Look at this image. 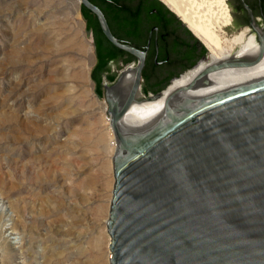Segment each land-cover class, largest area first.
I'll return each instance as SVG.
<instances>
[{
    "label": "water",
    "instance_id": "1",
    "mask_svg": "<svg viewBox=\"0 0 264 264\" xmlns=\"http://www.w3.org/2000/svg\"><path fill=\"white\" fill-rule=\"evenodd\" d=\"M82 5L113 44L138 56V65L111 64L97 94L105 96L118 142L107 221L110 264H264V75L199 96L184 95L186 84L145 122L121 124L133 101L157 98L183 72L143 95L147 47L120 43L102 11L89 0ZM258 33L259 53L217 61L193 80L255 62L264 51ZM204 48L194 65L206 58Z\"/></svg>",
    "mask_w": 264,
    "mask_h": 264
},
{
    "label": "rangeland",
    "instance_id": "2",
    "mask_svg": "<svg viewBox=\"0 0 264 264\" xmlns=\"http://www.w3.org/2000/svg\"><path fill=\"white\" fill-rule=\"evenodd\" d=\"M74 1L0 0V156L4 153L16 154L26 161L30 153L34 155L33 157L48 154L40 157L38 161L53 159L58 171L62 167V170L70 173L75 185V190H71L74 196L71 201H75L76 204L74 233L67 236L65 243L62 242V247L69 248L64 253V260L55 255L57 252L55 247L58 246L59 240L56 243L51 240L52 244H49L50 241L47 242L51 247L50 252L37 242V238L21 249L20 241L23 234L15 233L10 235L11 243L7 248L11 255L10 264H71L73 261L79 263L85 260L87 253L88 256L90 255L89 258L93 256L91 264H101L103 256L105 258L106 255L108 237L107 232L102 229L105 221L104 218L97 219L99 218L97 209L102 204H109L114 177L112 159L108 165L109 169L103 168L109 155L103 152V143L100 140V132L104 129V123L96 122L97 118H102V112L97 105L87 107L91 97L84 98L79 88V90L72 89L68 94L60 93L66 87H73L71 74L74 69H77V63L86 62L90 66L92 93L98 103L105 101L104 95H101L100 99L94 91L95 82L91 76L95 63L92 36L90 33L87 36L85 23L81 16V4L76 5ZM175 1L176 3L178 1V4L181 3L182 8L188 10L187 12L195 18L200 17L210 22L214 20L217 22L220 18L222 11L220 4H223V0ZM226 2L228 3V0ZM77 9L79 15H77ZM215 12L216 14L212 15ZM203 13L207 15L204 17ZM214 16H219V18ZM230 18L231 15L226 21L227 27H229ZM55 28H63L66 34L62 40L72 43V49L65 47L63 50L66 52H61L46 43V39L53 35L50 30ZM46 45L50 50L46 49ZM85 46L90 47L89 55L92 57L88 58V54L83 53ZM61 55L70 61H61L59 59ZM73 61L75 65L68 66V63ZM62 67L66 69L62 70ZM68 97L74 98L70 104L65 101V98L69 99ZM28 103L33 104L32 107L39 113L38 117L35 116V112L30 113L37 117L36 119L31 121L33 118L31 117L22 121L10 118L11 113L14 112L23 117L22 114L29 112ZM69 105L77 106L76 110L72 113H64L66 106ZM106 111L102 114L108 116L109 113L107 115ZM32 128L36 129V134L29 136L27 132ZM71 135L76 143L75 149L71 150V155L68 152H60L61 148L66 147L61 146L62 141H67ZM70 160L73 162L72 166L69 164ZM49 164L53 167V163ZM47 170L48 179L43 178L42 186L32 185L30 181L32 177L26 174L27 178L25 176L23 184L11 190V193L20 191L23 187L21 191L28 190L29 193L35 194L55 192L58 185L50 180L52 169L43 165L39 171L46 172ZM4 177L7 178L8 175ZM106 179L109 180L108 185L105 182ZM68 198L70 199V196ZM1 201L0 198V206H2ZM109 207L106 216L109 215ZM4 210L8 211V206H4ZM54 211L34 213V217L39 216L43 220L39 226L45 231L50 228L51 233L56 235L53 226L56 221L49 223L47 216ZM65 211V208H62L61 217L65 216ZM9 214V211L5 215L3 213V218L8 219ZM66 219L69 220V217ZM6 223L10 221L7 220ZM7 234L8 232H5V236ZM72 235H77V239L74 240ZM101 236H103V243H100ZM53 238L59 239V236ZM30 248L31 253L27 251ZM109 253L107 260L105 259L106 264H110ZM49 258L51 259L48 261Z\"/></svg>",
    "mask_w": 264,
    "mask_h": 264
},
{
    "label": "bare ground",
    "instance_id": "3",
    "mask_svg": "<svg viewBox=\"0 0 264 264\" xmlns=\"http://www.w3.org/2000/svg\"><path fill=\"white\" fill-rule=\"evenodd\" d=\"M160 1L165 3V5L171 11L178 15V17H180L182 21H184V23L188 25L190 31L207 48L208 54L206 58H204L193 67L183 72L177 78L173 79L172 82L160 93L157 98L152 100H141L139 102L136 100L133 101L123 113V115L120 117L119 120L121 124L136 125L145 122L147 119H149L150 117L155 115V113L159 112L165 107L167 96L172 91L186 84L188 85L184 88V95L186 94L188 96H199L227 87L229 85L238 84L264 75L263 51L261 56L253 63H249L246 65H234L218 70L207 71L197 77L195 80H193L201 71L216 63L217 61L225 60L230 57H240L259 53L260 42L258 41L255 33H250L251 31L247 32L246 28H243L240 31H228L226 21L229 18L230 12L226 0H223V4L219 3L222 7V11L221 15L219 14L220 18L219 16H217L219 18L217 22L214 19H211L212 21L214 20V22H210L200 17H193L190 13L187 12L188 10L186 11L184 8H182L183 5L181 6V3L178 4V1L177 3L175 0ZM74 2L76 3V5L81 4V0H75ZM218 7L219 10H221L220 6ZM215 14L216 12L212 15ZM77 15H79L78 9ZM203 15L205 17L207 13L206 15L205 13H203ZM50 32L53 33V35L50 38L46 39V43H48L50 47L52 46L57 51L61 50V52H66L65 50H63V48L65 47H70V49H72V43L66 42L67 40H62L65 37L64 35L66 34V32L63 31V28H55L53 30L51 29ZM48 45H46V49H49ZM89 48L90 47L85 46V48L83 49V53L88 54V58L92 57V55H89ZM59 59L65 62L70 61L64 58V56L62 55ZM68 64V66L75 65L74 61L69 62ZM77 65V69H74L71 74V77L73 78V80H71L73 83V87H66L60 93L68 94L71 93L72 89L76 90L79 88L81 89V93H83L84 98L88 96L91 97L89 99L87 107L97 105L101 112L104 113V111L108 109V103L106 99L104 103H98L94 94L92 93V83L89 76L90 66L86 64V62L80 64L77 63ZM61 69L65 70L66 67H62ZM68 98L69 99L65 98V101L70 104V102L74 100V98ZM78 101H80L79 98ZM85 104L86 102L84 103V105ZM32 106L33 104L31 103L27 104L29 112L26 111V113L22 114L23 117H21L18 113L14 112L11 113L10 118H17L22 121H26L31 117H33L31 118V121L36 119L39 116V113H37ZM76 107L77 106H66L65 111L63 112L72 113L76 110ZM31 112H35V116L37 117L30 115ZM102 113L101 117L103 119L97 118L96 122L99 121V123H104V129H102L100 132V140L103 143V152L106 155H109V158H107L105 165L103 166L105 170H108V165L111 159L113 165V156L117 150L118 142L116 133L111 125V116H109L110 114L108 116H105ZM27 133L29 136L35 135L36 129L32 128ZM72 136L73 135L69 136V141H62L63 143H61V146L66 147L65 149L61 148L60 152H68L71 155V150L75 149L76 145L75 141L72 139ZM47 155L48 154H40V156L33 157L34 155L30 153V155L28 156V160L26 161H23L16 154L4 153V155L0 156V160H2L0 161V198L2 199V206H8V211L10 212L8 219H4L3 213L5 215L6 213H8V211L4 210V206H0V264H10L9 260L11 255L10 251H8L7 248L11 243L9 240L10 235L15 233L23 234L20 241L21 249L31 244L34 238H37V242H39L43 248H47L48 252L51 251V247H49V244H52L51 240L52 242L55 241V243L59 240L58 246L55 247L57 249L55 255H58L62 259L65 256L64 253L66 252V250L69 249H65L64 247H62V242L65 243L67 236H70L72 233H74L73 224L76 223V217L74 215L76 204L75 201H71L74 198L73 193H71V190H75V185L74 182H72L73 179L71 178L70 173H67L65 170H62V167L59 168V171L57 170L58 168H56V165H54L55 163L53 159L48 161H44L42 159L41 161H38L40 160V157H44ZM49 163H53V167ZM72 163L73 162L70 160V166H72ZM43 165L44 167H48V169H52L50 180H53L56 185H58L55 192L48 191L45 194H43L42 192L35 194L29 193L28 190L21 191L23 190V187L20 188V191H13V193H11V190L23 184V179H25L26 174L32 177L30 179L32 185L38 184L39 186H42V181L44 179H48V170L46 172L39 171ZM5 175H8V177H4ZM105 182L107 185L109 184L108 179H106ZM69 196L70 199L68 198ZM109 204H102L97 209V213L99 216V218L97 219L104 218L105 224L103 225L102 229L107 232L108 237V251H105L106 255L104 253L105 258L103 256L101 264H106L107 255L108 252H110L111 236L107 230V221L109 215L106 216ZM62 208H65L66 210V214L64 217H61L60 214L62 212ZM52 210L55 211L52 214H48L47 216L49 218V223H53L54 221H56V223L53 225L55 228L54 234L56 235H53V233H51L50 228L46 230L48 232L46 233L45 229L39 226L43 220H41L39 216L34 217V213H49L52 212ZM67 217H69V220L66 219ZM7 220H9L10 223L7 224ZM5 232H8L6 236ZM55 236H59V239L53 238ZM72 236L74 240L77 239V235ZM103 236H101L100 238V243H103ZM48 241H50L49 244L47 243ZM98 250H100V248H98ZM27 251L31 253L32 249L30 248ZM89 257L90 255L88 256L87 253L85 260H81L79 261V263H77V261H73L71 264H91L93 256L91 258ZM60 258L57 259L58 262L60 261ZM50 259L51 258H49L48 261Z\"/></svg>",
    "mask_w": 264,
    "mask_h": 264
},
{
    "label": "flooded vegetation",
    "instance_id": "4",
    "mask_svg": "<svg viewBox=\"0 0 264 264\" xmlns=\"http://www.w3.org/2000/svg\"><path fill=\"white\" fill-rule=\"evenodd\" d=\"M90 2L102 11L111 34L120 43L139 50L147 47L139 84L140 92L143 91L145 96L159 92L172 78L188 70L203 56L198 42L182 24H176L156 0ZM228 3L231 15L228 31L246 28L247 32L255 33L259 41L258 30L264 34V0H228ZM82 7L86 9L84 16L81 13L85 28L88 27L87 31L92 36L94 66L98 63L96 48L103 55L112 54L107 60V68L111 64L125 67L130 62L138 65V56L113 44L102 32L95 14Z\"/></svg>",
    "mask_w": 264,
    "mask_h": 264
},
{
    "label": "trees",
    "instance_id": "5",
    "mask_svg": "<svg viewBox=\"0 0 264 264\" xmlns=\"http://www.w3.org/2000/svg\"><path fill=\"white\" fill-rule=\"evenodd\" d=\"M92 1V0H90ZM165 10L168 14L171 15V17L174 18V21L176 24H182V22L160 1V0H156ZM84 9V10H83ZM86 9L81 7V13L84 16V11ZM184 26V28H186V30L191 34V32L187 29V27L182 24ZM86 30H88V27L86 26ZM192 38H194L199 46L202 49L203 54L206 52V49L204 48V46L191 34ZM96 54L98 57V63L94 66V68L92 69L91 75H92V79L95 82V91L96 93L99 95V91H100V86H101V74H103L106 70H107V60L112 56V54H110L109 56L103 55V53L99 50H97L96 48Z\"/></svg>",
    "mask_w": 264,
    "mask_h": 264
}]
</instances>
